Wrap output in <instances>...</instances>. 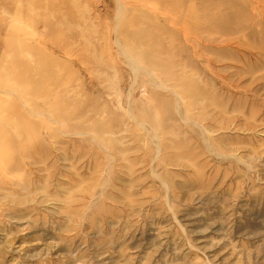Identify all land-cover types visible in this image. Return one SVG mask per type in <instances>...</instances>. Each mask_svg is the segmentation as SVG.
<instances>
[{
	"label": "rangeland",
	"instance_id": "rangeland-1",
	"mask_svg": "<svg viewBox=\"0 0 264 264\" xmlns=\"http://www.w3.org/2000/svg\"><path fill=\"white\" fill-rule=\"evenodd\" d=\"M0 264H264V0H0Z\"/></svg>",
	"mask_w": 264,
	"mask_h": 264
},
{
	"label": "bare ground",
	"instance_id": "bare-ground-1",
	"mask_svg": "<svg viewBox=\"0 0 264 264\" xmlns=\"http://www.w3.org/2000/svg\"><path fill=\"white\" fill-rule=\"evenodd\" d=\"M183 118V117H182ZM106 186V185H105Z\"/></svg>",
	"mask_w": 264,
	"mask_h": 264
}]
</instances>
